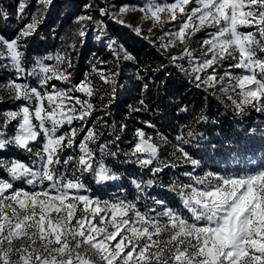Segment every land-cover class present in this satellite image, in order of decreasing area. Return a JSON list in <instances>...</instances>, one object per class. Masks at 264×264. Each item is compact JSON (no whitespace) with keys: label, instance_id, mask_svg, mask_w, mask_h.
Returning <instances> with one entry per match:
<instances>
[{"label":"snow or ice","instance_id":"1","mask_svg":"<svg viewBox=\"0 0 264 264\" xmlns=\"http://www.w3.org/2000/svg\"><path fill=\"white\" fill-rule=\"evenodd\" d=\"M39 3L50 5L51 0ZM26 7L25 0H17L18 15L23 17ZM135 11L142 14V21L152 22L149 33L157 26L163 30L169 22H174L173 28L155 37L144 36L141 27L125 24L121 18ZM2 15L7 18V13ZM100 15L132 28L153 45L159 41V50L196 88L215 91L219 86L237 115L249 107L264 111V0H144L138 6L121 5L115 13L111 6L102 7ZM85 21L95 23L103 33L102 21L80 16L76 33L80 43L86 35ZM37 25L33 13L15 36L0 35V71L13 75L0 88L9 99L25 102L0 113V151L14 146L30 154L27 163L0 157V168L7 173V178L0 177V264H264V164L236 175L204 171L201 161L177 144L173 155L179 153L177 159L192 170L181 172L186 180L167 185L178 198L176 206L153 198L141 210L140 196L103 199L91 194L82 178L90 175L98 185L120 179L106 158L118 159L121 152L109 147L113 141L97 143L100 137L93 128L78 144L77 137L84 131L83 122L97 110L92 97L100 89L92 74L111 86L107 95L114 97L118 73L93 65L92 73L72 84L67 50L37 58L25 67L24 41ZM200 32L206 36L193 48V38ZM68 47L74 49L75 44ZM176 47L180 51L172 54L170 49ZM108 48L117 59H133L115 42ZM229 60L234 63L221 75L218 69ZM231 69L243 71L234 74ZM29 78L35 86L27 82ZM53 81L71 87L59 88ZM14 121V132L8 134ZM74 121H81V126L62 131ZM146 127L154 125L146 122ZM156 136L168 143L166 137ZM135 137L123 155L138 167L156 177L177 166L159 161L161 145L144 130L137 129ZM34 144L40 145L35 151ZM67 150L73 154L64 155ZM16 182L26 187H17ZM154 182L130 178L137 193Z\"/></svg>","mask_w":264,"mask_h":264},{"label":"trees","instance_id":"2","mask_svg":"<svg viewBox=\"0 0 264 264\" xmlns=\"http://www.w3.org/2000/svg\"><path fill=\"white\" fill-rule=\"evenodd\" d=\"M25 2L28 7L21 17L17 13V0H0V35L6 38L15 36L20 28L31 21L32 14H37V29L24 41L25 67H31L37 58L67 50L72 63V67L68 70L72 74V84L78 83L86 74L92 73L93 65L105 72L118 73L114 97L107 95L111 91V86L104 85L97 75L92 74L91 78L100 89L92 97V103L97 110L86 122H83L84 131L77 137L78 144L87 129L93 128L100 137L97 143L113 141L114 143L109 147L112 150L118 147L121 152L118 159L106 158L108 166L120 179L110 181L106 185H98L90 175L85 174L82 178L94 195L104 198L107 194H119L127 195L129 199L140 196L138 205L142 200L146 205L148 199L145 196L159 194V190L167 188L172 178H181L177 168L172 167L153 177L150 171L141 169L123 155L133 146L137 129L146 130L154 137L159 133L167 138V144L154 141L161 145L159 156L170 164L183 162L182 158L177 159L179 153L173 155L174 145L177 144H181L194 157H201L210 149L225 157L229 146L240 149L245 143L257 149L261 148L264 137V111L258 112L249 107L242 115H237L231 102L218 90L219 86L215 91L212 89L205 91L203 87L196 88L183 72L170 63L168 56L159 50L158 42L153 45L144 36H137L131 28L119 25L107 16H101L100 9L109 7L110 3L99 0H51L50 5L39 3V0H25ZM85 5L91 7L86 8ZM2 13H7L6 19L3 18ZM80 16H92L95 20L102 21L105 31L110 37L115 38L117 48L126 50L133 59L114 57L108 45L93 35L95 23L84 22L86 35L83 43H80V38L76 35L81 27L77 23V18ZM70 44H75V48H69ZM170 52L176 54L179 51ZM101 61L106 63L101 64ZM11 78H13L12 74L0 71V83ZM27 82L33 86L36 84V81L30 78ZM52 83L62 86L71 85L59 81ZM75 94L80 95V93ZM23 102L9 99L7 92L0 88V113L15 110ZM146 122L154 127H146ZM15 123L14 121L9 126L8 134L14 132ZM81 123L74 121L72 126L65 125L64 128H79ZM121 125L125 126L123 130ZM189 132L193 135L189 136ZM117 136H119L118 140ZM177 136L183 139L177 141ZM205 138L209 141L203 144L202 140ZM201 143L205 145L202 148H200ZM91 147L95 149L96 145ZM76 152L78 153V149ZM0 154L29 162L30 154L14 146L0 151ZM69 154L73 152L67 150L64 155ZM169 174L171 179L168 178ZM133 177L145 182L154 179L155 182L150 187L145 186L143 193H137L130 184V178ZM110 196L114 197V195Z\"/></svg>","mask_w":264,"mask_h":264},{"label":"rangeland","instance_id":"3","mask_svg":"<svg viewBox=\"0 0 264 264\" xmlns=\"http://www.w3.org/2000/svg\"><path fill=\"white\" fill-rule=\"evenodd\" d=\"M99 1L110 3L111 11L113 13L118 12L121 5L138 6V5H142L144 3V0H131V1L130 0H99ZM158 2L164 3L165 0H158ZM167 2L170 3L172 1H167ZM141 15L142 14L139 11H135V12H129L121 18L123 19L125 24H130L133 26L141 27V29L144 32V36L155 37L156 35L162 34V31L169 30V29L173 28L174 22H169L168 24L164 25L163 30L161 29V27L157 26V27L153 28V31L151 33H149L148 29L152 27V22L150 20L142 21ZM112 20L115 21L117 24L121 25L116 20H114V19H112ZM243 30L247 31L249 29H243ZM93 35H95V37L98 40L104 41L107 45L111 42H115V44H116L115 38L110 37L109 34L105 31L104 27H103V33H101L99 31V29L97 28V25H96L94 27ZM205 36H206L205 32L197 33L196 36L193 38L192 47L197 48L198 43L203 38H205ZM157 42L159 43V41H157ZM170 51H175V52L180 51V47L171 48ZM229 61H231V60H229ZM230 63H234V61H231ZM228 64L229 63H227V61H225V62H223V67L218 69V71L221 75L224 73L225 70H229L227 67ZM230 71H232L234 74H240L243 70L231 69ZM57 87L68 88V87H71V85H69V86L57 85ZM229 94H231V93H229ZM74 95H78V96H81L83 98L82 94H80V95L74 94ZM23 103H25V102H23ZM77 107H79V106H77ZM66 130L68 131L69 129H65V128L62 129V131H66ZM144 131L146 133V136L151 135L153 137V142L160 141V139L157 136L154 137L153 134L148 133L146 130H144ZM262 139H263L262 140V146L260 149H257L256 147H254L252 145H248L247 143L242 145L240 149L238 147L229 146L226 149V152H225L226 156L225 157H222V155H218V154L214 153V151L212 149H210L207 154H204L201 157L200 156L194 157L192 154H190V155L193 158L201 161V168L204 171L214 170V171H219L221 174H231V175L242 174L244 171L251 170V169L259 166L260 164H264V137ZM208 141H209L208 138H205L202 140V142H204L203 144L207 143ZM203 144L202 143L200 144V148L205 146ZM39 147H40L39 144H34L33 150L35 151ZM0 157L6 158V159L15 158V157L8 158L2 154H0ZM15 159L19 160L18 158H15ZM159 161L166 162V160L161 158L160 156H159ZM159 161H157V163H159ZM176 165L177 166L175 167V169L177 168L178 173H180V174L183 171L192 170V166L190 164H185L184 162H182L180 164H176ZM197 173L202 174L200 172V169H197ZM0 177L7 178V173L2 168H0ZM168 178L171 179L170 174H169ZM186 179L187 178L183 177V176H181V178H180V180H186ZM173 180H176V178H172V181ZM16 186L17 187H26V185H23L21 182H16ZM157 186H159L158 183H157ZM159 191H160L159 194L154 193L152 195L145 196V198L148 199L147 205H151L153 198H157V199H164L170 206H176V204L178 203V198L174 195V193L169 192L167 188H161ZM91 194L94 195V193H92V192H91ZM110 195H114V197L120 196L119 194H107V196L104 197L103 199L112 198ZM95 196H99V195H95ZM140 203L141 204L138 206L141 208V210H143L145 203L143 200L140 201Z\"/></svg>","mask_w":264,"mask_h":264}]
</instances>
